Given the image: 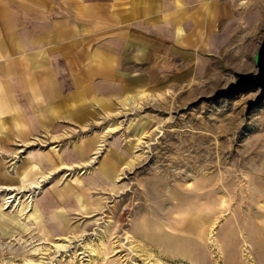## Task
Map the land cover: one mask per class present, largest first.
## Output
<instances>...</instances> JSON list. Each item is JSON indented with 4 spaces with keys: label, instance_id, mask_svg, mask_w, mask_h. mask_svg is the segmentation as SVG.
Wrapping results in <instances>:
<instances>
[{
    "label": "rangeland",
    "instance_id": "374dc122",
    "mask_svg": "<svg viewBox=\"0 0 264 264\" xmlns=\"http://www.w3.org/2000/svg\"><path fill=\"white\" fill-rule=\"evenodd\" d=\"M223 64L217 80L135 99L80 133L102 136L98 159L121 136L128 155L110 192L89 189L93 167L46 173L31 149L0 154V264H264V102L248 112L259 91L205 99L257 67ZM72 181L81 213H43V190Z\"/></svg>",
    "mask_w": 264,
    "mask_h": 264
},
{
    "label": "crops",
    "instance_id": "0c3cea01",
    "mask_svg": "<svg viewBox=\"0 0 264 264\" xmlns=\"http://www.w3.org/2000/svg\"><path fill=\"white\" fill-rule=\"evenodd\" d=\"M246 1L0 0V154L31 149L45 172L93 167L89 189L110 192L121 136L98 159L102 136L80 133L135 99L217 80L223 63L255 62L263 39L253 55L243 47L264 32V0ZM74 184L44 189L43 213H81Z\"/></svg>",
    "mask_w": 264,
    "mask_h": 264
},
{
    "label": "water",
    "instance_id": "95a60500",
    "mask_svg": "<svg viewBox=\"0 0 264 264\" xmlns=\"http://www.w3.org/2000/svg\"><path fill=\"white\" fill-rule=\"evenodd\" d=\"M257 73H236V80L226 88L218 90L212 97L205 98L206 101H218L220 99H233L238 95L250 91H259L254 100L248 103V112L264 102V39L255 57Z\"/></svg>",
    "mask_w": 264,
    "mask_h": 264
},
{
    "label": "bare ground",
    "instance_id": "6f19581e",
    "mask_svg": "<svg viewBox=\"0 0 264 264\" xmlns=\"http://www.w3.org/2000/svg\"><path fill=\"white\" fill-rule=\"evenodd\" d=\"M42 182L44 181H40L39 183L35 184L32 186L33 189L37 190V189H41L42 188ZM4 190H10V191H14L15 189L13 188H6V187H1ZM23 190V189H22ZM13 198V196L9 197V199ZM8 203V202H7ZM33 261V260H32ZM34 262V261H33ZM27 263V262H26ZM28 264H33V263H28ZM35 264V263H34Z\"/></svg>",
    "mask_w": 264,
    "mask_h": 264
},
{
    "label": "built area",
    "instance_id": "2783aa9c",
    "mask_svg": "<svg viewBox=\"0 0 264 264\" xmlns=\"http://www.w3.org/2000/svg\"><path fill=\"white\" fill-rule=\"evenodd\" d=\"M125 210H127V208Z\"/></svg>",
    "mask_w": 264,
    "mask_h": 264
}]
</instances>
